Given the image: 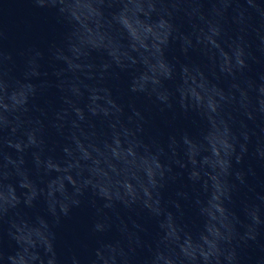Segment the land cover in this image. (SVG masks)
<instances>
[{
  "label": "water",
  "instance_id": "95a60500",
  "mask_svg": "<svg viewBox=\"0 0 264 264\" xmlns=\"http://www.w3.org/2000/svg\"><path fill=\"white\" fill-rule=\"evenodd\" d=\"M0 264H264V0H0Z\"/></svg>",
  "mask_w": 264,
  "mask_h": 264
},
{
  "label": "clouds",
  "instance_id": "9594fccd",
  "mask_svg": "<svg viewBox=\"0 0 264 264\" xmlns=\"http://www.w3.org/2000/svg\"><path fill=\"white\" fill-rule=\"evenodd\" d=\"M240 63L243 64V61L241 60Z\"/></svg>",
  "mask_w": 264,
  "mask_h": 264
}]
</instances>
